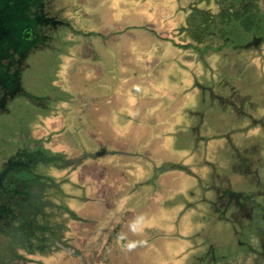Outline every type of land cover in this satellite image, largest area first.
Listing matches in <instances>:
<instances>
[{
  "label": "rangeland",
  "instance_id": "rangeland-1",
  "mask_svg": "<svg viewBox=\"0 0 264 264\" xmlns=\"http://www.w3.org/2000/svg\"><path fill=\"white\" fill-rule=\"evenodd\" d=\"M54 1L70 27L34 49L23 95L0 112V172L39 142L33 171L10 175H40L54 233H0V264L234 262L241 247L210 203L252 189L238 158L264 162V45L194 58L172 33L187 0ZM231 89L225 107L211 97Z\"/></svg>",
  "mask_w": 264,
  "mask_h": 264
},
{
  "label": "flooded vegetation",
  "instance_id": "flooded-vegetation-1",
  "mask_svg": "<svg viewBox=\"0 0 264 264\" xmlns=\"http://www.w3.org/2000/svg\"><path fill=\"white\" fill-rule=\"evenodd\" d=\"M0 1L4 3L3 8L0 7V112L3 113L8 112L7 106L10 101L24 93L22 71L27 66L26 61L30 54L34 49L39 48L41 42L54 39L53 32H57L60 27H70V25L61 19L62 16L56 10L54 0ZM224 1L228 2L231 10L240 7L242 3L248 9L254 5L251 0H247L246 3L244 0ZM200 3L215 6V4L219 5L221 0H202ZM19 12L23 23L11 17L13 13ZM186 12H189L188 9ZM183 27L187 32V25ZM262 39V37L254 38L252 43H262ZM39 147V142H31L26 148L17 150L0 172V191L8 185L11 186L12 170L22 172L28 171L27 168L30 167L33 171L34 163L40 160V155L43 156V150ZM238 163L242 166L239 169L240 173L243 171L250 173L252 166L255 165L248 158H238L236 164ZM14 165L18 168L13 169ZM254 172L256 173V170ZM246 180L247 185L252 184L248 179ZM7 183L9 184L6 185ZM251 186L252 189L243 192L223 190L210 203L217 212L214 219L231 226L234 241L241 247L234 249V262L231 260L229 264H264V186L258 187L256 184ZM238 234L242 237L237 239ZM208 248L205 254L210 258V263L215 262L213 247ZM239 249L243 251L242 255L236 253ZM221 262L223 263L220 261L219 264ZM223 264H228V261Z\"/></svg>",
  "mask_w": 264,
  "mask_h": 264
},
{
  "label": "trees",
  "instance_id": "trees-1",
  "mask_svg": "<svg viewBox=\"0 0 264 264\" xmlns=\"http://www.w3.org/2000/svg\"><path fill=\"white\" fill-rule=\"evenodd\" d=\"M187 1L184 14L181 12L183 21L179 22L172 33L185 37L184 40L179 39L180 43L176 45L190 49L194 58L204 57L211 51L223 52L229 49L238 52L241 50L258 51L264 45V0H251L254 5L249 9L242 3L240 7L232 10L228 2L224 0L215 6L201 4L202 0ZM244 2L246 3L247 0ZM187 9L189 12H186ZM184 25L188 27L187 32L183 29ZM257 37L263 38L262 43L253 44L254 38ZM233 94L236 96L235 90L231 89L227 94H212L211 97H217L218 103L225 107L226 103H231L227 100H231ZM249 149L257 151L259 146L256 149L255 147ZM250 159L255 164L252 166V171L242 173L248 175L247 179L251 183L254 182L253 184L258 187L264 186V178L260 176L264 174L263 159ZM240 165L241 163L236 165L237 172L242 167ZM27 175V177L23 174L20 177H12L11 186L7 183L8 186L0 191V233L15 239L20 237L25 239L30 236L36 240H43L47 238V235L54 233L53 224L51 227L47 224L50 215L41 210L42 206H46L47 203L42 198L43 189H45L44 181L39 178L40 175L34 173ZM42 216H46L47 223H41ZM74 219L79 218L74 217ZM44 226H48L46 228L48 234L44 233Z\"/></svg>",
  "mask_w": 264,
  "mask_h": 264
},
{
  "label": "crops",
  "instance_id": "crops-1",
  "mask_svg": "<svg viewBox=\"0 0 264 264\" xmlns=\"http://www.w3.org/2000/svg\"><path fill=\"white\" fill-rule=\"evenodd\" d=\"M191 61H195V60H191ZM148 154V153H147ZM104 162V161H103ZM105 166L106 167H108L107 165H106V163H105ZM118 175V174H117ZM167 174H163V175H161V176H159L158 177V180H160L159 182H160V185L162 184V186L161 187H164L165 188V180L166 179H163L165 176H166ZM122 176H123V173H119V175H118V179L117 180H119L116 184H114V188H115V191L116 192H120L121 191V189H122V185H121V182H122ZM160 178V179H159ZM162 180H163V182H162ZM107 208H109V207H107ZM117 220H115V221H113V223L111 222V224H114V223H117V224H123L121 221H118V222H116Z\"/></svg>",
  "mask_w": 264,
  "mask_h": 264
}]
</instances>
